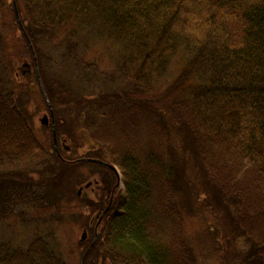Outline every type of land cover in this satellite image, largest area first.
Here are the masks:
<instances>
[{"label": "trees", "instance_id": "16d2710c", "mask_svg": "<svg viewBox=\"0 0 264 264\" xmlns=\"http://www.w3.org/2000/svg\"><path fill=\"white\" fill-rule=\"evenodd\" d=\"M12 32L19 64L3 66L0 50V264H71L49 227L91 234L115 182L82 157L124 186L85 264L202 262L184 225L201 196L220 262L264 264V0H0V49ZM98 48L114 51L107 72L88 60ZM32 58L42 88L34 74L11 79ZM42 90L71 160L38 123ZM92 178L99 208L75 194ZM16 220L33 223L25 249L1 235ZM84 247L73 244L77 260Z\"/></svg>", "mask_w": 264, "mask_h": 264}, {"label": "rangeland", "instance_id": "374dc122", "mask_svg": "<svg viewBox=\"0 0 264 264\" xmlns=\"http://www.w3.org/2000/svg\"><path fill=\"white\" fill-rule=\"evenodd\" d=\"M20 35V36H19ZM22 34L19 32V34H16V38H19ZM45 36V34H43V37ZM8 40V41H7ZM7 40H3V43L6 44L8 42V45H5L1 50V57L4 60V64L3 66L7 67L10 63L11 64H19L16 61V58H18V56L16 54H13L14 49H13V32H12V37H8ZM106 49H102V48H98L95 51H91L92 54H89L88 60L90 62H93L95 64H99L101 70H104L107 72L108 70V66L110 64L109 61L113 60V56H114V51H104ZM104 54H110L112 55V57L108 56L106 57ZM105 61V62H104ZM23 61L20 62V65L17 67L16 72L13 71L11 76H12V80L13 78V74L16 78V81L18 83L22 82L23 78L26 77L27 75H33L34 73H30V74H25V75H21L18 68H21V63ZM103 62L106 64V66H104ZM16 67V65H15ZM35 75V74H34ZM46 78V76H45ZM25 83L27 84L28 82H26V79L23 80V82L21 83V86H24ZM50 90H52L54 93V98H58V88H56L55 86L49 87ZM59 108L62 112H65L64 110L66 109V107L68 106H64L62 104H58ZM72 105V104H71ZM69 111V116L71 118L70 124L68 126V129L73 130L74 128V116H76V114H72L71 110L68 109ZM43 114H46V112H42L40 113L39 117H38V121L41 118V116ZM82 132V133H81ZM77 134V139H78V143L81 144L82 147H84L83 143H81L82 139L85 137L83 131H78L76 132ZM70 142V141H69ZM66 144L68 146L71 147L70 143H68V141L66 140ZM79 146V145H78ZM80 147V146H79ZM91 148V147H90ZM72 149L70 150V152L68 154H64L63 155H69L71 154ZM83 155V154H82ZM69 157V156H68ZM30 164V162H28ZM21 165H23L24 163H20ZM31 165V164H30ZM22 167V166H20ZM83 167V170L87 169V168H91V166H79V168H71L70 170L73 171L74 175H72V179L75 180L76 177L80 176V169ZM88 175H92L91 173L88 172H84V176H88ZM93 180H97V178H93L88 180L89 182H91L93 184ZM95 181V182H96ZM87 182V181H86ZM112 185V184H111ZM92 186V185H91ZM90 186V187H91ZM79 187V186H77ZM96 187H100L99 185L94 186L92 189L94 190V195H92L93 197L96 196V191L95 188ZM88 189V188H87ZM101 191V190H100ZM92 191H90L91 193ZM87 194V193H86ZM95 199H92L90 196L87 199L88 202H94ZM204 197H200L198 201L194 200L195 203L193 205V207L191 206V210H194V214L191 216H188L187 221L185 222V238L186 241L189 243V245L194 249L195 252H197L198 256L202 257V262H197V264H222L219 260L218 257V253L215 250V247L217 246V242H219V239H216V242H213L212 239L209 237L208 231L209 230H213L215 231V227H214V219H213V215L210 213L209 209H204V203H203ZM193 202V201H192ZM190 210V211H191ZM80 212V211H79ZM72 213H74V210H72ZM108 212L105 213V215ZM105 215L103 216V218L105 217ZM66 219L69 218V215L65 214L64 215ZM213 216V217H212ZM70 224L69 222H65ZM33 223H25V228L23 226H21V222L16 220L15 221V226H11L8 230H6L5 232L1 233L2 236H4L5 238H8V240H10V243L12 244V247L14 249H18V248H24L26 247L27 244H29V237H30V229L29 226L32 225ZM49 229L54 230V234L56 235V237L59 240V244L63 243L68 245L67 249L65 250V252L67 254H69L70 258H74V260H68V262H70L71 264H78V260L80 262V259L78 257L77 260V256L73 253V244H75L76 241L79 240L80 236H81V232H77L74 231L72 229V227H61V226H57V225H51L49 227ZM87 235L89 234V238L86 241H83L82 243L85 245L84 248L88 247L89 243L92 240L93 234L89 233L88 230H86ZM92 243H90L91 245ZM22 249V250H24ZM83 254V251L81 253V255ZM24 264V263H22Z\"/></svg>", "mask_w": 264, "mask_h": 264}, {"label": "flooded vegetation", "instance_id": "af4514ba", "mask_svg": "<svg viewBox=\"0 0 264 264\" xmlns=\"http://www.w3.org/2000/svg\"><path fill=\"white\" fill-rule=\"evenodd\" d=\"M66 138V137H65ZM64 140V137H60L59 139H57L56 140V148H55V146H54V150L56 149V155H57V159L58 160H71V159H67V158H64L63 157V155H62V153H65V154H67L68 152H70V147H67L66 148V146H64V145H62L63 143H62V141ZM92 148H94L93 146H92ZM90 160H96V159H94V158H89ZM80 160H86V157H82ZM103 168H106L107 170H109V171H111L109 168H107L106 166L105 167H103ZM113 174H114V178H115V182L112 184V190H111V192H110V195H109V200H108V203H109V201H110V199H111V197H113V200H114V197H115V192L112 194V191H113V189L116 187V185H118L119 186V181H118V177H117V175L113 172V171H111ZM93 179V178H92ZM95 181L96 180H93V184H92V186L91 187H89L88 189H83V191L78 195L79 197L80 196H82L83 195V197H82V199H88L89 198V196L92 198V199H94L95 197H96V199L94 200V202H91L94 206H96L97 208H99V206H100V202L101 201H103V200H100V195L98 196H92V195H94V190L92 189L94 186H96V185H98V181H96V183H95ZM89 182V181H88ZM90 191H92L91 193H90ZM120 192V189L118 188L117 190H116V193L118 194ZM87 193V194H86ZM98 194V193H97ZM105 197V196H104ZM97 198H98V200H97ZM108 203L106 204V206L105 207H103L102 209L100 208V211H98V212H100L101 214H100V216L99 217H95V216H93V219H90L89 220V226L90 227H93V234H94V228H95V225L97 224V222H98V220L100 219V217H101V215H102V213L104 212V210L106 209V207H107V205H108ZM112 203H113V201H112ZM111 209V208H110ZM109 209V210H110ZM87 233V232H86Z\"/></svg>", "mask_w": 264, "mask_h": 264}, {"label": "water", "instance_id": "95a60500", "mask_svg": "<svg viewBox=\"0 0 264 264\" xmlns=\"http://www.w3.org/2000/svg\"><path fill=\"white\" fill-rule=\"evenodd\" d=\"M15 13H16V10H15ZM33 66H34V69H35V74L37 75V78H38V80H39V84H40V87H41V83H40V79H39V75H38L37 64H36V60H35V58H33ZM19 72H20L21 75H25V74H29V73H31V67H30V65L27 64V63L23 64V65H22V69L20 68V69H19ZM41 88H42V87H41ZM42 92H43V94L45 95V93H44L43 90H42ZM45 98H46V97H45ZM46 101H47V103H48V99H47V98H46ZM48 112H49V117H50V120H51V123H52V136H53V142H54V146H55V148H56V136H55L54 118H53L52 108H51V106H50L49 103H48ZM40 123H41L42 125H44V126L48 125V123H49V119H48V117H47L46 115H44V116L40 119ZM55 150H56V149H55ZM100 164H101V163H100ZM91 185H92V183L89 182V183H87V184L85 185V188L87 189V188H89ZM81 191H82V188H80V189L78 190L77 195H79V194L81 193ZM110 205H111V203L109 204L108 208L110 207ZM108 208H107V209L105 210V212L102 214L100 220H101L102 217L105 215V213L107 212ZM100 220H99V222H100ZM85 237H86V233L84 232V233L82 234V236H81V241H84V240H85ZM96 238H97V237H95L94 242L96 241ZM91 247H92V246H90V247L87 249V251L85 252V254L83 255L82 260H81V264H84L85 257H86V255H87V253L90 251Z\"/></svg>", "mask_w": 264, "mask_h": 264}]
</instances>
